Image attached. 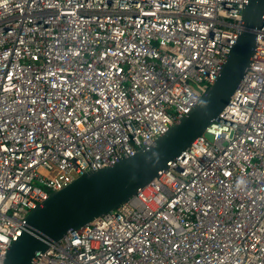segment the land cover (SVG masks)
Returning <instances> with one entry per match:
<instances>
[{
  "label": "built area",
  "instance_id": "2783aa9c",
  "mask_svg": "<svg viewBox=\"0 0 264 264\" xmlns=\"http://www.w3.org/2000/svg\"><path fill=\"white\" fill-rule=\"evenodd\" d=\"M248 0H0V264L30 209L153 144L220 74ZM32 264H264V10L218 117Z\"/></svg>",
  "mask_w": 264,
  "mask_h": 264
},
{
  "label": "water",
  "instance_id": "95a60500",
  "mask_svg": "<svg viewBox=\"0 0 264 264\" xmlns=\"http://www.w3.org/2000/svg\"><path fill=\"white\" fill-rule=\"evenodd\" d=\"M263 10L264 0L247 1L237 40L220 74L179 122L132 156L111 166L85 171L51 191L29 210L2 264H32L52 241L116 209L156 177L160 169L166 168L168 161L177 159L230 100L249 65Z\"/></svg>",
  "mask_w": 264,
  "mask_h": 264
}]
</instances>
